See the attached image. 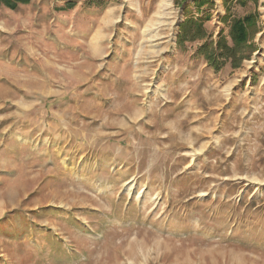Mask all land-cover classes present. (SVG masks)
Returning a JSON list of instances; mask_svg holds the SVG:
<instances>
[{"label":"rangeland","instance_id":"374dc122","mask_svg":"<svg viewBox=\"0 0 264 264\" xmlns=\"http://www.w3.org/2000/svg\"><path fill=\"white\" fill-rule=\"evenodd\" d=\"M193 1L0 6V264H264V0L220 69Z\"/></svg>","mask_w":264,"mask_h":264},{"label":"trees","instance_id":"16d2710c","mask_svg":"<svg viewBox=\"0 0 264 264\" xmlns=\"http://www.w3.org/2000/svg\"><path fill=\"white\" fill-rule=\"evenodd\" d=\"M31 0H0V6H6L11 9H17L21 3H29ZM64 1V7L67 9L74 8L79 1L82 0H62ZM90 5H103L105 0H85ZM260 0H224V6L226 13L221 17V21L228 27V36L224 34L222 29L219 33V37L215 42V48L211 47V43L208 40L209 34L206 28L205 22L210 19V14L201 16H194L188 14L186 10V18L180 24V31L177 38L179 46H185L187 43L195 41H203L199 44L197 54H202L210 61L209 64L220 69L223 65L221 59L229 60L234 67L240 65L242 60L246 56L250 57V54L242 56L248 48H250L251 40L260 32V26L258 22L259 12H248L244 16H235L232 13V6L234 3H240L243 6L252 2L256 5ZM193 4L199 10L205 7H214L213 0H194ZM190 11V10H189ZM256 49L251 52H255Z\"/></svg>","mask_w":264,"mask_h":264},{"label":"bare ground","instance_id":"6f19581e","mask_svg":"<svg viewBox=\"0 0 264 264\" xmlns=\"http://www.w3.org/2000/svg\"><path fill=\"white\" fill-rule=\"evenodd\" d=\"M162 5V8H161V10L163 11V12H165V8L168 6V3H167V0H163V4H161ZM160 8V7H159ZM166 13V12H165ZM161 14V13H160ZM163 14V16H164V13H162ZM162 16V17H163ZM170 17V16H169Z\"/></svg>","mask_w":264,"mask_h":264}]
</instances>
